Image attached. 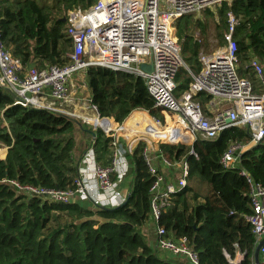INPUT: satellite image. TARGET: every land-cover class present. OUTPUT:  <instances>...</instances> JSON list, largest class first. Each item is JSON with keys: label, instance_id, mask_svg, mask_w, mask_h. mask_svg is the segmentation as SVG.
I'll use <instances>...</instances> for the list:
<instances>
[{"label": "trees", "instance_id": "trees-1", "mask_svg": "<svg viewBox=\"0 0 264 264\" xmlns=\"http://www.w3.org/2000/svg\"><path fill=\"white\" fill-rule=\"evenodd\" d=\"M94 1L45 0L39 4L37 0H0V41L24 67L63 65L71 51V40L64 33L66 12L84 9ZM228 12L236 19L232 35L237 44L238 74L254 80L255 73L248 64L251 56L264 62V0L224 1L216 12L204 10V19H178L176 33L186 36L182 54L198 71L202 44L188 34L192 28L189 25L200 28L205 39L212 27L222 45L223 32L229 26ZM85 77L91 103L100 117L123 122L131 113L125 126L144 109L162 118L153 109L141 77L99 66L87 68ZM188 81L178 82L176 89L183 90ZM200 98L205 101L204 96ZM81 124L83 129L71 117L17 104L0 87V144L6 147L4 159L0 158V264H184L164 258L144 238L151 177L142 155L143 142L135 146L131 155L134 170L129 195L114 208L50 202L28 196L2 181L73 188L78 162L92 138L86 130L88 125L82 121ZM171 130L157 129L158 135L151 143L172 140ZM178 130L179 139L188 142V138L181 137L186 136L181 128ZM77 133L87 138V146L78 159ZM94 135L96 160L107 165L113 149L111 138L100 129ZM231 141L247 143L245 127L227 128L215 140L197 137L191 146L160 145L169 158L185 157L189 162L186 185L174 194L160 223L171 237L187 239L199 264H231L237 254L242 255L237 264H253L255 238L245 219L251 213L248 186L235 168H223L219 163ZM191 149L197 157L189 154ZM241 165L264 186V141L241 154Z\"/></svg>", "mask_w": 264, "mask_h": 264}, {"label": "built area", "instance_id": "built-area-1", "mask_svg": "<svg viewBox=\"0 0 264 264\" xmlns=\"http://www.w3.org/2000/svg\"><path fill=\"white\" fill-rule=\"evenodd\" d=\"M224 1L230 2L165 0L161 4L160 0H95L84 9L72 8L66 12L64 30L71 40L68 61L63 65L38 67L31 64L24 67L0 41V85L6 86L14 95L15 103L22 106H28V103L39 106L33 99L43 96L54 105L74 109L76 101L70 98L74 76L85 73L89 67L99 66L143 79L153 109L161 113L162 118L141 110L154 130L171 127L170 137L175 144L191 146L197 137L215 140L227 128L245 127L249 141L229 142L219 163L223 168H235L248 186L251 213L245 219L251 226L256 245L264 237V186L242 167L241 154L264 141V91H254L251 79L238 74L237 44L232 35L236 19L230 12L227 13L228 29L223 32L224 44L210 51L202 50L201 46L198 71L185 64L182 42L176 33L178 19L200 15L206 9L216 10ZM194 40L201 43L200 34H196ZM258 61L251 56L248 65L264 85V73ZM142 65H151V71H144ZM181 65L189 74V81L182 91L176 93L177 71ZM200 95L205 97L204 102ZM87 104L96 111L91 100ZM39 107L71 115L47 106ZM97 116L103 120V125H93V132L95 127L102 130L111 138L113 147L107 165L102 166L96 160L93 135L91 144L78 162L73 188L21 184L13 179L2 181L28 196L50 202L67 204L88 199L93 206L114 208L125 202L129 195L134 165L127 159L131 158L135 146L144 141L142 155L151 177L148 220L154 228L155 247L166 259L181 258L184 264H199L198 255L187 239L171 237L160 223L174 194L186 185L188 159L176 160L163 154L160 145L165 142L154 145L143 136L132 142L128 132L130 129L141 130L140 119L127 130L124 124L128 116L123 122ZM179 128L186 135L181 137L188 138V142L179 139ZM139 138L142 140L138 141ZM189 154L197 157L192 149ZM123 182L127 184L125 189L120 188ZM230 263L235 264L234 261ZM258 264H264V244L259 249Z\"/></svg>", "mask_w": 264, "mask_h": 264}, {"label": "rangeland", "instance_id": "rangeland-1", "mask_svg": "<svg viewBox=\"0 0 264 264\" xmlns=\"http://www.w3.org/2000/svg\"><path fill=\"white\" fill-rule=\"evenodd\" d=\"M164 1L165 0H160V3L161 4H163L164 3ZM37 2L39 3V4H44V2H45V0H37ZM213 11H215L216 12V10H213ZM216 16V15H215ZM192 18H193V20L195 21L196 19H204V14L203 13H200V15H197V16H192ZM193 21V22H194ZM190 27H192L191 28V30H189V32H188V34H191V36L193 37V39H194V36L197 34V35H199L200 34V38H201V43L200 44H202V47H203V49L202 50H204V51H210V50H213V49H215L216 47H217V45H219L220 43H219V39L217 38V36H215V34H214V32H213V28L212 27H210V29H209V37L207 38V39H205V37L203 36L204 34L203 33H201V30H200V28H197V27H193V26H191V24L189 25ZM177 30V29H176ZM196 32V33H195ZM178 36V35H177ZM185 35H183V36H178V38L181 40V42L183 43V41H184V39H185ZM183 55V54H182ZM187 56L185 55H183V58L185 59ZM184 62H185V64L187 65V66H191V68H193V66L191 65V63H189L186 59L184 60ZM258 65H259V67H260V69L263 71V73H264V62H259L258 61ZM194 69V68H193ZM80 73H82V72H80ZM76 74L75 76H74V80H75V82H76V90L75 91H77V92H75L74 93V95H73V97L75 98V100H76V103H79L80 105H81V110L82 111H85V110H87V111H89V112H91V113H93V114H95L94 115V117H97L96 115H97V113L95 112V111H93L92 109H91V107H90V105L89 104H87V102H86V100H87V97H89L90 96V91H89V89H88V86H87V84H86V89L87 90H85V86H84V84H83V81H82V76L83 75H81V74ZM189 74L187 73V71H186V69H185V67L183 66V65H181L179 68H178V71H177V77H176V82L178 83H185L186 82V80L187 79H189L188 76ZM252 81V84H253V87H254V91H256V92H263L264 91V85L255 77V79L254 80H251ZM87 83V82H86ZM83 90V91H82ZM180 91H182V90H180ZM179 90H177L176 89V93L177 92H180ZM56 109H58V108H56ZM66 109H68L69 111H71V110H73V107L72 106H68V107H66ZM135 116V115H134ZM133 116V117H134ZM80 119H82V122H84V123H86L87 125H88V128H87V130H89V128H91L92 130L94 129V126L93 125H96V126H99L98 124V122L96 121H93V123L91 124V123H88V122H86L85 120H83L84 118L82 117L81 118V116L79 117ZM97 129V127H95V130ZM75 138L78 140L77 142V146H78V151H77V153L75 154V158L76 159H78L79 158V156L82 154V152L84 151V149H85V147L87 146V138H86V135L85 134H83V133H77L76 135H75ZM141 142H143L144 144H145V142L144 141H141ZM183 145H185V146H187L188 144H183ZM5 152V148H4V146H0V155L2 154V153H4ZM127 160H131L130 159V157H128V159ZM236 258H238V256L236 257ZM235 260V259H234Z\"/></svg>", "mask_w": 264, "mask_h": 264}, {"label": "crops", "instance_id": "crops-1", "mask_svg": "<svg viewBox=\"0 0 264 264\" xmlns=\"http://www.w3.org/2000/svg\"><path fill=\"white\" fill-rule=\"evenodd\" d=\"M201 48V47H200ZM199 51H200V49H199ZM199 54V53H198ZM35 65V64H34ZM81 75H83L82 76V81H83V84H84V86H86V77H85V73H80ZM72 83H73V87H72V89H71V94H70V98L71 99H73V100H75V98L73 97V95H74V93L75 92H77V91H75L76 90V82H75V80L73 79L72 80ZM85 90H87L86 88H85ZM83 91V90H82ZM89 100H91L90 99V96L89 97H87V100H86V102H88ZM76 101V100H75ZM48 104L49 105H51V104H53L51 101H48ZM56 108H58L60 111H62V112H66V113H68V112H70V114L71 115H74V116H77V117H80L81 116V118L83 117L84 119L83 120H85L86 122H88V123H93V121H95V120H93V118L92 117H94V115L95 114H93V113H91V112H89V111H87V110H85V111H82L80 108H81V105L79 104V103H76V102H74V109L73 110H71V111H69V110H67V109H65V108H63V107H61V106H58V105H56ZM135 115V116H134ZM133 116H132V118L130 119V120H128L127 121V123H126V125L124 126L126 129L127 128H129L130 129V127L129 126H131L132 125V123L134 122V121H136L137 119H140L141 121H142V127H141V130H138L139 132H140V134L143 136V137H145L150 143L151 142H153L155 139H156V137H157V135H158V131L157 130H154L152 127H150L149 125H150V122H149V120L147 119V117L143 114V112H141V113H136V114H134ZM128 130V129H127ZM131 130H133V129H130L129 131H131ZM129 133V132H128ZM151 144H153V143H151ZM0 146H2L1 144H0ZM5 148V152L4 153H2L1 155H0V158L1 159H4V157H5V154H6V147H4ZM131 159V158H130ZM128 163L129 164H133V162H132V160H128ZM126 188L127 187V184L125 183V182H123L122 184H120V188ZM80 204H82L83 206H85V207H93L92 206V203L90 202V200H88V199H85V200H79L78 201ZM144 238L147 240V242L149 243V244H151V245H153V246H155V242H156V237H155V232H154V228H153V226H152V224L149 222V220H148V223H147V226H146V229H145V233H144ZM237 256H238V258H235V260H230V261H234V262H238L241 258H242V255L241 254H237ZM236 256V257H237ZM176 260H174V258H173V260L174 261H176V262H182V263H184L183 262V259H181V258H175Z\"/></svg>", "mask_w": 264, "mask_h": 264}, {"label": "water", "instance_id": "water-1", "mask_svg": "<svg viewBox=\"0 0 264 264\" xmlns=\"http://www.w3.org/2000/svg\"><path fill=\"white\" fill-rule=\"evenodd\" d=\"M142 69L144 71L150 72L152 67H151V65H142ZM0 87L3 88L4 90H6L8 93H10L14 97V95L11 93V91L6 86L0 85ZM27 105L29 107H31V108L41 109V107H39V106H37V105H35L33 103H28ZM67 117H71L77 123L79 128L83 129V126L81 124L82 119H80L79 117L74 116V115H67ZM87 131L91 132L92 136L94 135V132H92L93 130H87ZM141 140H142V138L138 139V141H141ZM175 142L176 141L171 140V141H168V142H165V143L175 144ZM262 244H264V237L255 245L254 252H253V264H258V261H259V249H260ZM235 264H237V262H235Z\"/></svg>", "mask_w": 264, "mask_h": 264}, {"label": "bare ground", "instance_id": "bare-ground-1", "mask_svg": "<svg viewBox=\"0 0 264 264\" xmlns=\"http://www.w3.org/2000/svg\"><path fill=\"white\" fill-rule=\"evenodd\" d=\"M48 101H50V100L48 98L43 97V96H39L38 98L33 99V102L37 103L39 106H47L49 108L56 109V105H54V104L49 105ZM56 110H59V109H56ZM92 118H93V120H95V122L97 121L99 123L98 125H103V120H101L98 116L92 117ZM128 135L132 139V142L135 138L142 136L138 130L137 131L131 130L128 133Z\"/></svg>", "mask_w": 264, "mask_h": 264}]
</instances>
